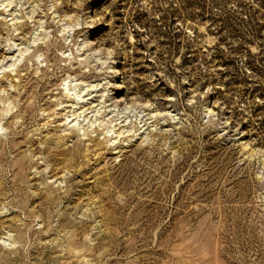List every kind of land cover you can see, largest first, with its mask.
Wrapping results in <instances>:
<instances>
[{"label":"rangeland","instance_id":"rangeland-1","mask_svg":"<svg viewBox=\"0 0 264 264\" xmlns=\"http://www.w3.org/2000/svg\"><path fill=\"white\" fill-rule=\"evenodd\" d=\"M0 264H264V0H0Z\"/></svg>","mask_w":264,"mask_h":264},{"label":"bare ground","instance_id":"bare-ground-1","mask_svg":"<svg viewBox=\"0 0 264 264\" xmlns=\"http://www.w3.org/2000/svg\"><path fill=\"white\" fill-rule=\"evenodd\" d=\"M82 95V94H81ZM66 96H67V98H69L68 99V101H71V103L69 104V106L70 107H72V108H84V104L83 105H80L81 103H83V102H86V103H88L87 101H85V98H83V96H80V94H78V96H74L73 98H72V96H71V93H69L68 91L66 92ZM91 103V102H90ZM79 107H78V106ZM88 108H90V106L88 107ZM76 124V123H75ZM74 124V125H75ZM125 130H123V129H119L118 130V134H117V136H119L120 134H122L123 132H124Z\"/></svg>","mask_w":264,"mask_h":264}]
</instances>
